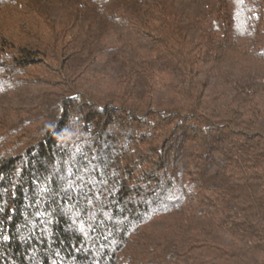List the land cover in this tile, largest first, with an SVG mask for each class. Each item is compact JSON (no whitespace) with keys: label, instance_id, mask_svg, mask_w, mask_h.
Masks as SVG:
<instances>
[{"label":"trees","instance_id":"trees-1","mask_svg":"<svg viewBox=\"0 0 264 264\" xmlns=\"http://www.w3.org/2000/svg\"><path fill=\"white\" fill-rule=\"evenodd\" d=\"M0 264H264V0H0Z\"/></svg>","mask_w":264,"mask_h":264}]
</instances>
